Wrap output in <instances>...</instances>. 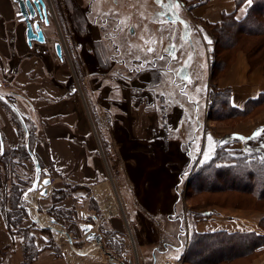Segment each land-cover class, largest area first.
<instances>
[{
  "label": "rangeland",
  "instance_id": "1",
  "mask_svg": "<svg viewBox=\"0 0 264 264\" xmlns=\"http://www.w3.org/2000/svg\"><path fill=\"white\" fill-rule=\"evenodd\" d=\"M4 1L9 14L13 11V17L17 18L16 13L20 11L18 3ZM44 1L48 2L54 20L50 19L48 28L41 25L46 37L45 44L33 41V49L30 50L45 58H58L54 44L61 43L63 56L67 57L68 54L72 57L80 88L98 90L86 91L95 96L93 106L96 107L98 103L104 111L99 140L105 157L102 162L108 167L109 177L106 178L114 194L113 199L115 202L118 200L120 219L125 223V227L119 231V236H125V239L119 236L114 239L112 236L117 232H113L107 235L109 239L104 236L102 249L95 241L87 240L81 229L82 224L89 223L93 225V230L105 234L102 228L104 224L102 226L100 221L101 210H95V207H99L98 201L94 200L97 205L90 201L87 206L75 210V216L72 214L69 219L63 218V222H60V217H54L53 221L50 215L47 219L54 227H47L50 230L43 231L50 234L49 241L56 240L54 247L58 245L56 248L65 253L59 257L63 260L66 257L70 264L112 263L113 258L105 252H111L105 243L109 245L112 241L116 243L117 250H125L128 254L133 252L136 261L140 260L142 264L145 255L149 257L146 264L153 263L151 252L154 248L158 258L164 255L166 259L164 263L158 259L159 264L172 261L175 264H190L185 260V253L191 228L198 220L191 219L189 212L200 215L205 209L219 207L264 213L263 197H255L252 189L231 186L222 180L224 174L220 175L214 186L199 189L198 180L193 178L197 163L206 160L209 136L212 146L210 158H218L216 163L219 164L228 156L260 151L252 147H232L224 137L264 109L263 102L244 115L230 114L225 109H219L215 114L209 111L210 26L198 25L194 21L190 6L196 4L197 0H162V3H157V0ZM170 4H178L179 7L169 10L167 5ZM260 19L264 20V17ZM14 23H17L16 20ZM18 30L20 39H26L25 23L21 22ZM87 44L91 47L90 51L86 48ZM254 46L252 62L255 64L252 67L247 51ZM47 49L48 52L45 51ZM218 50L219 53L229 54L231 59L226 70L220 76V71L217 72V77H213L217 85L235 62L239 51L246 54L251 71L259 68L264 74L262 36L246 37L236 49L223 48L221 43ZM220 58L221 54L218 56ZM86 74H92V78L85 84ZM111 88L116 89V93L112 91L110 96H106V91L110 92ZM252 142L264 144V139L261 136L248 144L254 145ZM218 146L221 149L216 153ZM261 150L264 154V148ZM20 163L15 167L14 174L26 182L29 189L37 175L34 162L22 159ZM0 168L3 174L5 169L1 157ZM34 194L39 199L28 197L25 200L26 208L36 211L39 204L41 212H45L46 203L42 205L39 201L43 196L38 191ZM109 200L108 197L100 199L107 218H111L112 212L116 215L117 211L116 205ZM181 217L184 225L180 222ZM29 220L33 222L30 217ZM103 221L106 223L105 219ZM33 224L40 226L36 222ZM185 229H189L188 236ZM48 238L49 235L44 239ZM179 239L185 241V246L176 250L173 244L180 247ZM212 248L209 246L206 250H200L207 256L200 264H251L260 255L258 253L248 258L241 253L234 255V252L226 249L211 257ZM141 250L144 252L141 253ZM78 253L90 256L86 258Z\"/></svg>",
  "mask_w": 264,
  "mask_h": 264
},
{
  "label": "crops",
  "instance_id": "2",
  "mask_svg": "<svg viewBox=\"0 0 264 264\" xmlns=\"http://www.w3.org/2000/svg\"><path fill=\"white\" fill-rule=\"evenodd\" d=\"M249 5L250 1H246L237 8L235 0H207L194 7L191 15L194 17V21L199 23L198 25L202 24L206 27L209 24L219 23L224 13H235L237 18H243ZM9 13L5 1L0 0V81L2 82L0 92L10 93L14 96L13 106L25 118L28 127L31 129L33 140L36 141L34 150L43 165L42 169L48 171L50 176L55 178V181L49 186L48 195L39 200L42 205L46 203L45 212H41L39 204V207L36 208L42 225H36L37 229L33 230L36 246L40 250L33 264H70L65 260L66 257L63 260L49 247L50 234L41 230L42 227L51 228L53 226L45 223L46 221L49 222L47 218L51 215L50 212L58 211L55 213L63 212L68 213L67 215L72 213L75 216V210L87 206L90 201L96 204L94 202L96 200L99 207H95V210H101L100 221L102 226L104 224L102 227L105 232L103 241L105 240L104 236L109 239L107 235H112L113 232H117L116 235L112 236L116 239L115 237L120 235L119 231L125 227L124 221L120 219L118 200L115 202L113 199L114 194L111 193V187L108 178H106V176L109 177L108 167L106 163L102 162L105 157L100 148L99 140L102 134L103 123L101 121L104 111L98 103H96V107L93 106L95 96L87 93L88 90L93 92H98V90L80 88L77 71L73 68L72 57L67 54V57L61 60L55 56L45 58L34 53L30 50L33 48L27 40H22L19 37L17 31H19L21 22L13 17V11H11V15ZM182 17L186 20L184 15ZM14 19L17 23H14ZM103 76L101 77L105 80ZM89 78H92V74H86L83 83L86 84L90 81ZM218 87L228 88L231 104L237 108H243L249 100L258 98L264 93V74L259 68L251 71L246 54L239 51L227 74L219 79ZM104 90L103 88L102 91ZM112 91L116 93V89L111 88L110 92L106 91V96L107 94L110 96ZM6 104L13 109L10 102ZM261 129H264V109L248 122H243L238 129L230 131L224 138L229 140L232 147L243 149L252 147L255 148L254 150H261L264 147L263 143L252 142L254 145L248 144L261 136L264 139V133L258 137H251ZM0 133L6 149L18 146L19 136L16 123L11 111L1 102ZM187 154L189 155V153ZM113 189L115 192L114 187ZM64 190L67 191V195L54 203L52 200L53 191ZM33 196L39 199L36 194ZM101 197L110 198L109 202L116 205V215L112 212L111 218L106 217L102 209L103 205L100 203ZM202 212L210 216L198 220L192 226L197 232L225 230L228 232L264 234V229L260 226L261 219L264 217L263 212L257 210H225L219 207H211ZM51 219L55 220L54 217ZM103 219L106 220V223ZM60 222H63V217H60ZM180 222L185 224L184 219ZM31 224L33 222L31 223L29 217H26L22 220L21 227H28ZM185 230V235L188 236L187 230L189 229ZM180 234L182 233L180 232ZM47 235L49 238L44 239ZM119 237L125 239V236ZM53 239L55 240L54 237ZM164 244L166 245V242ZM8 245H10V249L6 253L3 263L22 264L24 238L21 234L16 233L14 241H12L0 214V250ZM177 245L173 244V248L180 250L185 246V241L181 240L180 247ZM105 246L111 249V252L105 251L107 256L117 257L120 264L122 262L125 264H142L140 260L139 262L136 261L133 252L128 254L125 253V250H117L115 242L110 241L109 245L105 243ZM154 249L151 252L152 264H159V260L164 263L166 260L164 255L158 258L156 249ZM113 250H117L116 253H113ZM142 252L144 250H141ZM80 254L86 258L90 256L86 253H78V255ZM147 255L150 254L147 252ZM148 258L146 255L144 256L143 264L147 263ZM168 264L175 263L172 261ZM251 264H264V246L260 255Z\"/></svg>",
  "mask_w": 264,
  "mask_h": 264
},
{
  "label": "trees",
  "instance_id": "3",
  "mask_svg": "<svg viewBox=\"0 0 264 264\" xmlns=\"http://www.w3.org/2000/svg\"><path fill=\"white\" fill-rule=\"evenodd\" d=\"M206 1L207 0H197V3L190 6V8L193 9ZM246 1H250V5L243 18H237L235 13H224L219 23L208 25L210 26L209 36L211 39L209 54L211 81L209 90V111L213 114L219 112V109H225L230 114L244 115L249 111L251 112L253 108L262 105L264 102V93H262L258 98L249 100L243 108H237L231 104L230 90L228 88H219L216 81L213 79V77H217L219 71L220 73L218 76L226 70L231 59L229 54L225 55L224 53H219L218 49L221 43L223 44V48L228 47L236 49L239 42L244 41L246 37L262 36L264 41V20L260 19L261 16L264 17V0H235L237 8L241 7ZM183 3L185 4V2ZM257 10H260L262 13L260 11L257 12ZM224 40L226 41L225 44L223 43ZM254 49L255 46L252 47L249 52L247 51L252 67L255 64L252 62L255 54ZM220 54L221 58L218 59ZM13 101L14 96L12 94L0 93V102L11 111L19 136V144L17 147L8 149L4 147L2 150L0 133V157L5 169V172L2 174L0 168V214L12 241L16 233L21 234L24 238V258L22 264H33L40 252L36 246L35 235L33 234V230L37 229V227L34 224L24 228L21 227L22 220L28 217L24 194L28 190L29 185L18 178V175L14 173L16 172L15 167L21 164L20 160L22 159H29L32 162L37 160L41 168H43V165L34 150L36 141L35 139L33 140L31 129L28 127L29 135L26 137L19 119V115L21 114L16 110L15 106H13ZM7 102L11 103L13 109L6 104ZM27 142L32 151L33 157L29 152ZM220 149L221 146H218L216 148V153H218ZM217 160L219 159L208 158L203 161L204 163H197L196 169L193 172V178L199 182L197 186L198 189L204 186H214L217 183L216 180L220 178V175L224 174L222 180H225L226 183L237 188L252 189L251 193L255 197L259 199H262V197L264 198V162H262L264 161V154L262 150L253 153L246 152L244 154L228 156V158L221 161L220 164L216 163ZM11 174H14L15 178H10ZM249 185L250 188H248ZM66 195L67 191L65 190L53 191L52 200L55 203L60 201ZM55 212L52 211L50 214L56 219L59 217L69 219L70 215H72V213L70 215H67L68 213L59 215L61 213ZM188 215L191 216V219L193 217V219L197 221L208 214L202 212L200 215H191V212H189ZM180 221H183L182 217L180 218ZM260 226L264 229V217L261 219ZM41 230L49 231L50 228H41ZM191 230L192 232L189 239L188 249L185 253V260L190 264H200L199 262L207 257H205V253H200V250H206L209 246L213 247V250H211L210 253L211 257L215 255V253L220 254L222 251L229 249V251L234 252V255L241 253L240 255L248 258L249 256H255L260 253L264 246V234L257 232H228L225 230H219L200 233L194 230L193 227ZM54 242L49 241V247L55 251L56 255L64 256L65 253L57 249V244V248L54 247ZM9 249L10 245L0 250V264H4V257Z\"/></svg>",
  "mask_w": 264,
  "mask_h": 264
},
{
  "label": "water",
  "instance_id": "4",
  "mask_svg": "<svg viewBox=\"0 0 264 264\" xmlns=\"http://www.w3.org/2000/svg\"><path fill=\"white\" fill-rule=\"evenodd\" d=\"M13 1L18 3L19 8H20V11L17 13V15L23 16L22 18H20V21H26L25 35H26V39H27L28 44L32 45L33 41H36L38 43H45L46 38H45L43 30L38 26L37 22H34V23L31 22V19L37 15V11H27V6H29L32 10L34 9V7L32 5V1L31 0H13ZM42 3L44 4L43 1H42ZM37 6H38V9H40L39 4H37ZM29 17H31V18L29 19ZM55 50H56L57 55L59 57H62L63 48H62L61 43H59V42L55 43ZM19 119H20L21 124L23 126L25 135H26V137H28L29 130H28L26 120L24 119V117L22 115H19ZM1 147L3 150L4 149V143H3L2 137H1ZM27 147L29 149V152L31 153V156L33 157V154H32V151L29 147L28 142H27ZM33 162L35 165L37 175H36L35 182L33 183V185L28 189L27 193L25 194V200H27L28 197L33 196V193L35 191H38V190H39L40 194L43 193V195H42L43 197L47 196L49 193V186L51 184V177L49 175V172L43 171V169L41 168V166L37 160H34ZM42 173H45V176H42ZM44 181H48V183H44ZM30 189H35V190L30 191ZM27 210H28V213L32 217H34L36 219H41L40 215L36 211H32L28 207H27ZM44 228H47V227H44ZM81 229L84 231L85 237L87 240L95 241L100 248L104 249L103 235L99 231L93 230L92 224H89V223L82 224ZM108 255H110V254L108 253ZM121 264H124V263L122 262Z\"/></svg>",
  "mask_w": 264,
  "mask_h": 264
},
{
  "label": "flooded vegetation",
  "instance_id": "5",
  "mask_svg": "<svg viewBox=\"0 0 264 264\" xmlns=\"http://www.w3.org/2000/svg\"><path fill=\"white\" fill-rule=\"evenodd\" d=\"M32 1V5L34 7V9L32 10L29 6H27V11H37V15L34 16L32 19H31V22L34 23V22H37L38 26L42 29V26L43 25L44 27L48 28L50 26V19H53V14H52V11H51V8L48 4V2H45L44 0H40V3H39V7L40 9H38V6H37V3H35V0H31ZM42 1L44 2V4L42 3ZM19 11H17L18 13ZM16 13V17L17 19L19 20V22H22V23H25V28H26V21H20V18H22L23 16H18ZM50 15H51V18H50ZM46 21V22H45ZM46 38V37H45ZM27 40V39H26ZM36 42V41H35ZM33 43V42H32ZM40 44H45V43H40ZM31 46V45H30ZM55 46V44H54ZM63 48V46H62ZM86 48L90 51L91 50V47L89 44L86 45ZM45 51H49L48 49L45 50ZM44 51V52H45ZM45 54V53H44ZM57 54V53H56ZM64 55V49L62 51V57H59L58 55V58L61 59V60H64L65 56ZM125 264V263H124Z\"/></svg>",
  "mask_w": 264,
  "mask_h": 264
},
{
  "label": "snow or ice",
  "instance_id": "6",
  "mask_svg": "<svg viewBox=\"0 0 264 264\" xmlns=\"http://www.w3.org/2000/svg\"><path fill=\"white\" fill-rule=\"evenodd\" d=\"M35 3H37V4H39L40 3V0H35ZM157 3H162V0H157ZM167 7L169 8V10H171V9H173V8H178L179 7V5L178 4H175V5H173V4H170V5H167ZM31 17H29V19H30ZM46 22V21H45ZM149 51H152V49H149ZM199 91V90H198ZM262 133H264V129H261V130H259L258 132H256L255 134H254V136H260ZM208 139H209V141H210V146H209V152L208 153H205V159L207 160L208 158H210V153H211V151H212V146H211V137L209 136L208 137ZM262 162H264V161H262ZM44 183H48V181H44ZM33 190H35V189H30V191H33ZM41 195H43V193H41ZM91 238V237H90Z\"/></svg>",
  "mask_w": 264,
  "mask_h": 264
},
{
  "label": "built area",
  "instance_id": "7",
  "mask_svg": "<svg viewBox=\"0 0 264 264\" xmlns=\"http://www.w3.org/2000/svg\"><path fill=\"white\" fill-rule=\"evenodd\" d=\"M51 177V184L55 181V178L54 177H52V176H50ZM29 214V213H28ZM30 215V214H29ZM30 218H32V221L33 222H36L37 224H40V225H42V223H41V221H40V219H36V218H34V217H32L31 215L29 216ZM67 235V234H66ZM75 249V248H74ZM113 259H112V264H120V261H119V259L117 258V257H112Z\"/></svg>",
  "mask_w": 264,
  "mask_h": 264
},
{
  "label": "bare ground",
  "instance_id": "8",
  "mask_svg": "<svg viewBox=\"0 0 264 264\" xmlns=\"http://www.w3.org/2000/svg\"><path fill=\"white\" fill-rule=\"evenodd\" d=\"M0 82H1V81H0ZM45 220H47V219H45ZM45 223H47V224H48V223H50V222H47V221H46Z\"/></svg>",
  "mask_w": 264,
  "mask_h": 264
}]
</instances>
